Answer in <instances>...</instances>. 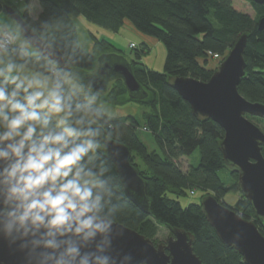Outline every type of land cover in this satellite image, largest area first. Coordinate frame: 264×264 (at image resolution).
Instances as JSON below:
<instances>
[{
    "label": "clouds",
    "instance_id": "9594fccd",
    "mask_svg": "<svg viewBox=\"0 0 264 264\" xmlns=\"http://www.w3.org/2000/svg\"><path fill=\"white\" fill-rule=\"evenodd\" d=\"M0 0V251L8 264H142L109 58L51 0ZM0 264H4L0 261Z\"/></svg>",
    "mask_w": 264,
    "mask_h": 264
},
{
    "label": "trees",
    "instance_id": "16d2710c",
    "mask_svg": "<svg viewBox=\"0 0 264 264\" xmlns=\"http://www.w3.org/2000/svg\"><path fill=\"white\" fill-rule=\"evenodd\" d=\"M249 1L255 16L236 10L232 0H51L50 4L53 9L66 10L79 20L82 16L114 32L129 23L143 36L142 42L133 49L136 56L130 63L146 96L132 99L121 80L112 83L110 94L112 103L139 102L148 107L143 112L142 122L137 114L118 117L122 142L130 148L132 163L147 180L151 208V213L147 214L129 199L124 222L151 239L157 235L159 225L190 232L195 239L194 251L203 264L245 262L233 246L227 247L220 241L200 202H189L186 206L181 203L180 197L187 195L188 190L201 189L202 198L207 194L215 195L224 205L254 221L263 234L264 223L256 219L250 202L242 193L234 206L225 202L223 197L232 187L221 179L219 171L226 169L236 178L237 190L240 188L238 174L227 169L219 150L218 141L223 138L224 130L212 119H197L189 104L167 80L170 76L208 80L218 67L209 65L208 53L225 57L236 40L247 32L246 71L239 92L249 101L264 103V29H259V22L264 18V3ZM6 2L13 4L14 0ZM90 32L99 53L121 52L110 40ZM155 39L166 47L162 72L141 62ZM142 126L151 133L157 147L151 148L142 138L139 130ZM197 149L201 152L198 165L183 171L178 160L193 155ZM262 151L264 155V147ZM137 157L140 161H136Z\"/></svg>",
    "mask_w": 264,
    "mask_h": 264
},
{
    "label": "water",
    "instance_id": "95a60500",
    "mask_svg": "<svg viewBox=\"0 0 264 264\" xmlns=\"http://www.w3.org/2000/svg\"><path fill=\"white\" fill-rule=\"evenodd\" d=\"M263 4L264 0H253ZM6 6H15L6 2ZM264 29V18L259 22ZM249 33H243L225 58L206 81L191 76H170L168 84L189 104L199 120L212 119L224 130L218 141L219 150L228 169L238 174V186L250 202L256 219L264 223V131L249 116L264 119V103L252 102L239 92L245 75V51ZM109 58L114 80H121L132 99H142L146 91L137 80L132 65L115 52L103 53ZM130 148L122 142L121 164L117 170L128 185L127 195L143 212L150 214L147 180L131 161ZM202 211L227 247L233 246L245 264H264V234L257 224L242 217L234 208L224 205L215 195L207 194L201 201ZM123 237L115 243L131 251L142 264H203L194 251V236L183 229L170 228L171 236L163 242L126 226ZM0 261L8 264L6 250L0 251Z\"/></svg>",
    "mask_w": 264,
    "mask_h": 264
},
{
    "label": "rangeland",
    "instance_id": "374dc122",
    "mask_svg": "<svg viewBox=\"0 0 264 264\" xmlns=\"http://www.w3.org/2000/svg\"><path fill=\"white\" fill-rule=\"evenodd\" d=\"M13 4L15 5V7H19L17 0H14ZM232 6L238 11L248 13L251 16H255L254 8L249 0H232ZM82 23L88 25L89 27L87 28H91V30L100 38H107L108 40H110L116 46V48L120 49L121 51L116 53L122 55L129 61L134 59L136 56L135 55L136 52L135 50H133L135 46H132L131 44L139 45L144 39L143 36L140 33H137L129 23H127V26H124V28L119 32H114L104 27L96 26V24L89 22L86 19L82 21ZM83 31L87 35L88 39L94 43L92 39L93 37L89 36L90 32L86 31V29H83ZM150 44L152 46V49L148 51L147 54L143 55L141 62L147 65L150 69H154L156 71L162 72L166 60V47L162 42L156 39L155 41H152ZM107 53H111V52H107ZM209 65L214 68L217 65H219L218 60H216V57L214 56L211 57V60L209 61ZM112 104L114 108L122 109V112L125 114L131 113L130 111H135V113L139 116L141 122L143 121L142 120L143 112L148 109L147 106L142 105L139 102H130L127 104H115V103ZM249 118L252 121H254L257 125H259L261 129L264 130V121L256 119L255 116H249ZM139 130L141 132L142 138L149 144L151 148H153V146L157 147L155 139L151 136V133L145 130L144 126H142ZM200 158H201V152L199 149H197L193 153V155L189 157H182L178 160V162L183 171H188L191 165H195V166L198 165ZM136 161H140V159L137 157ZM219 176L224 182L231 185L232 190L226 193L223 199L227 204L234 206L237 200L239 199V197L241 196V192L237 190L234 184L236 178L231 174H229L226 169H222L221 171H219ZM202 194L203 191L201 189H196L195 191L188 190V194L181 196L179 200L184 206H186L188 205L189 202H200L202 199ZM158 228L159 230L157 232V235L153 239L155 243L166 241L170 235V229H168L165 225H159Z\"/></svg>",
    "mask_w": 264,
    "mask_h": 264
},
{
    "label": "crops",
    "instance_id": "0c3cea01",
    "mask_svg": "<svg viewBox=\"0 0 264 264\" xmlns=\"http://www.w3.org/2000/svg\"><path fill=\"white\" fill-rule=\"evenodd\" d=\"M83 18H84V17H82V16L80 17L79 23L81 24V26H82L83 29H86V31L90 32L91 28H87V27H89V26H88V25H85V24L82 23V21L85 20V19H83ZM86 24H87V23H86ZM97 28H98V27H97ZM89 29H90V30H89ZM84 31H85V30H84ZM91 31H92V30H91ZM89 36H90V37L92 36V35H91V32H90ZM96 36L99 37L98 35H96ZM99 38H100V37H99ZM106 39H107V38H106ZM91 42H92V41H91ZM92 44H93V42H92ZM117 110H118V112H119V117H120V116L127 115V114H130V113H126V114L123 113V112H122V109H120V108H118ZM128 112H129V111H128ZM130 112H131V114H136L135 111H130Z\"/></svg>",
    "mask_w": 264,
    "mask_h": 264
},
{
    "label": "built area",
    "instance_id": "2783aa9c",
    "mask_svg": "<svg viewBox=\"0 0 264 264\" xmlns=\"http://www.w3.org/2000/svg\"><path fill=\"white\" fill-rule=\"evenodd\" d=\"M131 45H132V46H136V44H131ZM208 54H209L210 58H211L212 56L216 57V60H218V63H220V62L225 58L224 56H222V55H220V54H217V53L209 52ZM217 66H218V65H217Z\"/></svg>",
    "mask_w": 264,
    "mask_h": 264
},
{
    "label": "flooded vegetation",
    "instance_id": "af4514ba",
    "mask_svg": "<svg viewBox=\"0 0 264 264\" xmlns=\"http://www.w3.org/2000/svg\"><path fill=\"white\" fill-rule=\"evenodd\" d=\"M170 236H171V233H170L169 237H170ZM169 237H168V238H169Z\"/></svg>",
    "mask_w": 264,
    "mask_h": 264
}]
</instances>
